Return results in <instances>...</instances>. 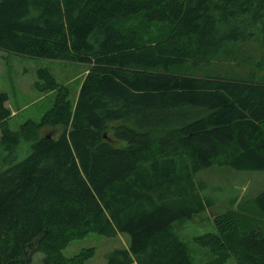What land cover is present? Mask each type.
<instances>
[{"label": "trees", "instance_id": "obj_1", "mask_svg": "<svg viewBox=\"0 0 264 264\" xmlns=\"http://www.w3.org/2000/svg\"><path fill=\"white\" fill-rule=\"evenodd\" d=\"M0 51L87 66L74 99L37 68L52 104L15 130L0 90V264H84L62 250L90 233L128 237L104 264H193L196 173L264 171V0H0ZM235 206L199 264H264V189Z\"/></svg>", "mask_w": 264, "mask_h": 264}, {"label": "rangeland", "instance_id": "obj_2", "mask_svg": "<svg viewBox=\"0 0 264 264\" xmlns=\"http://www.w3.org/2000/svg\"><path fill=\"white\" fill-rule=\"evenodd\" d=\"M41 67L47 68L59 84L68 88L70 99L75 98L87 69L83 64L28 58L0 51V90L7 95L6 107L10 110L8 118L10 129H17L19 124L27 119L38 121L43 112L50 108L53 93H39L33 86L36 80L35 70ZM60 130V127L46 126L41 128L38 134L56 136ZM26 154L25 150L19 151L18 160L24 158ZM196 179L204 183L201 192L210 206L199 216L185 221L178 228V235L187 246L193 264L205 262L209 257L208 250L193 241V237L213 231L210 222L213 214L235 208L236 204L252 198L263 190L264 171H239L211 166L197 172ZM127 244L128 237L125 234L117 233L114 237L107 238L90 233L70 241L62 250V254L70 257L81 249L91 247L93 254L84 264H104L106 252L113 248H126ZM28 264H44L42 254L34 252ZM224 264H231V261L227 260Z\"/></svg>", "mask_w": 264, "mask_h": 264}, {"label": "crops", "instance_id": "obj_3", "mask_svg": "<svg viewBox=\"0 0 264 264\" xmlns=\"http://www.w3.org/2000/svg\"><path fill=\"white\" fill-rule=\"evenodd\" d=\"M5 105H6V102H5ZM7 106V105H6Z\"/></svg>", "mask_w": 264, "mask_h": 264}]
</instances>
